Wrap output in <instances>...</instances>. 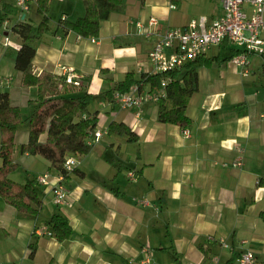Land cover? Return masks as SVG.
I'll return each instance as SVG.
<instances>
[{
	"label": "crops",
	"instance_id": "obj_1",
	"mask_svg": "<svg viewBox=\"0 0 264 264\" xmlns=\"http://www.w3.org/2000/svg\"><path fill=\"white\" fill-rule=\"evenodd\" d=\"M123 2L101 21L95 41L59 22L62 15L66 19L82 15V0L50 2V26L35 41L31 72L72 74L89 99L82 116L91 118L94 127L69 129L62 136L66 144L58 151L43 144V132L33 153L17 154L15 146L27 141L28 124L17 126L13 159L3 164L0 158V174L26 182L45 171L60 174L67 156L79 162L61 175L70 190L63 204H55L50 186L39 183L35 189L40 207L0 196V263L141 264V247L147 244L159 264H208L213 256L220 264L228 259L235 264L239 252L248 249L264 264V221L258 215L264 210V185L258 183L264 178V95L241 92L245 82L236 78L248 76L249 62L247 75L231 59L197 67L199 87L186 106L191 119L187 127L158 121L155 101H146L137 114L105 96L126 72L136 78L145 72L141 65L148 63L156 35L144 36L131 20L155 16L157 29L163 31L191 18H215L222 11L220 0H174L175 7L169 0ZM28 11L24 19L40 20L39 13ZM6 20L0 28V77L10 79L0 83V91L9 93L25 118L27 102L37 89L21 83L22 72L6 54L21 41L11 29L14 18ZM111 121L124 123L133 135L106 132ZM96 128L103 134L89 144L93 138L89 131ZM237 159L240 164L232 165ZM129 169L135 171V180L128 178ZM133 197H145L149 204L136 203ZM18 208L34 213L19 216ZM53 213L63 214L71 226L63 241L47 233ZM37 226L41 229L35 230Z\"/></svg>",
	"mask_w": 264,
	"mask_h": 264
},
{
	"label": "trees",
	"instance_id": "obj_2",
	"mask_svg": "<svg viewBox=\"0 0 264 264\" xmlns=\"http://www.w3.org/2000/svg\"><path fill=\"white\" fill-rule=\"evenodd\" d=\"M50 2L51 0H37L35 10L41 18L38 22H33L28 18H16L19 10L13 0H0V28L4 20L14 18L11 29L21 40L19 48H9L6 54L12 58L14 67L22 72L21 83L26 86L34 85L37 89L35 98L27 102L30 109L25 118L22 117L20 108L11 103L9 93L0 91V158L3 164H8L13 159L15 130L22 122L28 124V138L26 142L15 146L17 154L33 153V146L43 132H46L43 144L58 151L65 146L66 141L62 136L66 135L69 129L79 132L92 130L94 127L91 118L82 116L89 99L80 85L74 81H67L65 75L53 74L49 71H42L37 75L31 72V60L36 49L35 41L50 26ZM82 3L84 7L82 15L74 19H60L59 22L63 28L83 37L96 36L101 21L107 19L112 11L124 6L123 0H82ZM228 43L225 39L222 41L224 46ZM240 51V48L230 46L229 54L224 57L220 53L211 56L201 54L179 68L158 73L142 72L137 78L133 72L128 71L121 80L105 91V96L107 100L112 101L114 91H126L133 84H137L139 90H143L145 86H148L150 90H158L162 86L161 78L166 77L168 81L164 85L165 96L157 100V119L160 122L187 127L191 119L186 114V106L192 93L199 87L197 67L227 62ZM240 105L242 103L237 104V106ZM107 132L126 137L133 135L127 125L115 121L108 124ZM63 173H66L64 167L60 171V174ZM35 183H37L35 179L18 182L0 174V196L15 203L24 199L40 207L41 199L37 195ZM258 183L264 185V178H260ZM33 213V211L17 209L19 216H28ZM258 215L264 221V210L259 211ZM48 226L50 235L58 241L65 240L71 230L67 218L61 213L51 214ZM198 246L204 253L207 252L201 244ZM231 262L232 259H228L222 264Z\"/></svg>",
	"mask_w": 264,
	"mask_h": 264
},
{
	"label": "built area",
	"instance_id": "obj_3",
	"mask_svg": "<svg viewBox=\"0 0 264 264\" xmlns=\"http://www.w3.org/2000/svg\"><path fill=\"white\" fill-rule=\"evenodd\" d=\"M19 12L17 17L24 18L31 6L36 4L37 0H13ZM222 11L212 19H207L205 16L191 18L182 26L166 28L163 31L157 29V18L149 16L146 21L140 19L131 20L137 27L138 31L144 36L156 35V39L152 48L148 53V63L141 65L146 73H158L170 71L179 68L185 62L193 60L201 54H205L207 50L214 45H219L225 39L230 44L241 49L240 53L236 54L231 62L234 65L242 67L243 75H247L246 65L248 64V55L256 53L264 59V0H220ZM169 6L175 7L174 0H169ZM61 20L65 19L62 15ZM7 24V20L3 21L2 27ZM3 36L2 33L0 37ZM96 36H91L90 40L95 41ZM9 40L4 36V44ZM67 81H74L72 74L65 75ZM9 77H0V83L8 81ZM168 78H161V88L158 90H139L136 84H133L126 91H114L112 93L113 102L124 109H135L137 114L141 111L143 104L146 101H156L165 96L164 85ZM264 118V111L261 113ZM92 144L97 142L103 131L99 128L92 132ZM79 162L74 156H67L64 159L63 167L66 171L71 170ZM236 166L240 161L234 160L231 162ZM62 174L53 175L49 171H45L36 176L35 180L39 184L48 185L51 188L53 202L55 204H63L66 196L69 194V187L62 182ZM56 178L52 181V177ZM127 176L131 180L136 179V174L133 169L127 171ZM133 201L141 205L149 204L145 197H133ZM41 227H35V230ZM47 233L50 234L47 229ZM223 245H226L223 238L219 239ZM142 259L141 264H159L153 257L150 247L146 244L141 247ZM218 256L210 258L208 264H219ZM235 264H263L251 250L240 251L234 259ZM1 264V263H0Z\"/></svg>",
	"mask_w": 264,
	"mask_h": 264
},
{
	"label": "rangeland",
	"instance_id": "obj_4",
	"mask_svg": "<svg viewBox=\"0 0 264 264\" xmlns=\"http://www.w3.org/2000/svg\"><path fill=\"white\" fill-rule=\"evenodd\" d=\"M35 7H36V4L35 5L31 4L29 8L34 11L35 15H37V12L34 9ZM26 12L28 13L29 11H26ZM229 45L232 46V44H229ZM228 49H229L228 47H225L223 45H220L219 47L213 46L207 50V53L211 55V54H215L219 52L220 55L224 56L228 53ZM248 61H249V64L247 65V68L249 69V72H250L248 76H242L241 74L236 76L237 79L243 80V82H245V84L242 87L243 89L241 92H243V90L245 91V93L256 91L258 94V97H261L264 95V59L256 53H251L248 58Z\"/></svg>",
	"mask_w": 264,
	"mask_h": 264
},
{
	"label": "bare ground",
	"instance_id": "obj_5",
	"mask_svg": "<svg viewBox=\"0 0 264 264\" xmlns=\"http://www.w3.org/2000/svg\"><path fill=\"white\" fill-rule=\"evenodd\" d=\"M155 102H156V101H155ZM141 110H142V109H141ZM106 130H107V129H106ZM106 130H105V131H106ZM106 132H107V131H106Z\"/></svg>",
	"mask_w": 264,
	"mask_h": 264
}]
</instances>
